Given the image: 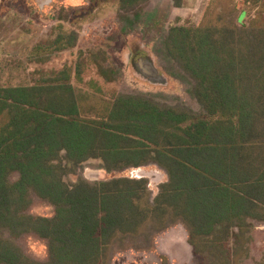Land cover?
<instances>
[{"label":"trees","instance_id":"trees-1","mask_svg":"<svg viewBox=\"0 0 264 264\" xmlns=\"http://www.w3.org/2000/svg\"><path fill=\"white\" fill-rule=\"evenodd\" d=\"M240 8L253 13L246 23ZM56 44L72 46L65 36ZM165 50L193 80L202 117L141 96L83 92L72 84L82 81L80 63L74 74L0 87V264H109L115 247L150 243L176 223L201 264H264L251 254L264 223V0L210 2L197 27L169 29ZM99 58L84 59L109 85ZM89 159L108 173L156 165L167 179L152 200L145 179L62 181ZM33 198L53 216L31 215ZM27 235L47 242V261L23 253L16 239Z\"/></svg>","mask_w":264,"mask_h":264},{"label":"rangeland","instance_id":"rangeland-1","mask_svg":"<svg viewBox=\"0 0 264 264\" xmlns=\"http://www.w3.org/2000/svg\"><path fill=\"white\" fill-rule=\"evenodd\" d=\"M40 1L0 0V87L33 86L54 78L65 69H72L74 74L80 63L82 81L73 77L72 84L83 92L94 93L100 88L106 93L109 91L110 97L117 93L141 96L159 106L189 110L199 117L205 114L193 96V80L168 55L165 40L171 27H197L207 5L218 0H148L127 11L120 9L118 0H52L42 11L38 6L46 2ZM218 9L221 8L218 6ZM239 10L246 23L253 13L243 8ZM59 36H65V44L72 42V46L58 49L63 45L56 44ZM88 55L100 57L102 67L113 73L112 83L107 85L97 78L96 61L84 59ZM147 61L153 62L166 79V85H153L139 77L138 67ZM90 81H94L96 87L91 86ZM138 170L148 181L152 200L158 186L167 178L165 171L156 165L108 173L101 160L89 159L80 165L75 177L65 176L62 181L71 186L77 179L90 184L135 179ZM100 172L103 175L98 178ZM16 178L13 176L12 181ZM29 212L34 216H53V209L36 198ZM252 236L251 254L258 261L264 256V223L255 225ZM151 238L150 243L127 241L124 249L115 247L109 264L156 261L157 255L153 253L156 239L168 250L176 251L179 248L175 245L180 244L184 249L179 255L183 264H201L186 246L187 231L182 224L176 223ZM16 243L29 258L47 261L46 241L27 235L16 239Z\"/></svg>","mask_w":264,"mask_h":264},{"label":"flooded vegetation","instance_id":"flooded-vegetation-1","mask_svg":"<svg viewBox=\"0 0 264 264\" xmlns=\"http://www.w3.org/2000/svg\"><path fill=\"white\" fill-rule=\"evenodd\" d=\"M40 2H46V4L45 5H42V6H38V8H39V10H43V9H46V8H48L51 4H52V0H41ZM103 175V172H100L99 173V178H100V176H102ZM131 179V178H130ZM144 179V178H143ZM167 179V178H166ZM145 180H147V179H145ZM148 182V181H147ZM162 184V183H161ZM159 187V186H158ZM160 234V233H159ZM158 237V236H157ZM162 242H161V240L160 241H158V239H156L155 240V250L153 251V253L155 254V255H157V259H158V261H157V259H156V261H154V262H148V261H146L145 259V264H166V263H168V264H183L184 262H183V259H181V257L179 256V255H181L182 253H181V251L182 250H184L183 249V247L180 245V244H176L175 246H177L179 249H176V251H175V249H173V250H168V249H165V248H163L160 244H161ZM186 246H187V248L188 249H191V253H192V255L194 256V254H193V249H192V247L189 245V243H188V235H187V240H186ZM178 255V256H177ZM178 260H180V261H182V262H180V263H178ZM186 261V260H185Z\"/></svg>","mask_w":264,"mask_h":264},{"label":"water","instance_id":"water-1","mask_svg":"<svg viewBox=\"0 0 264 264\" xmlns=\"http://www.w3.org/2000/svg\"><path fill=\"white\" fill-rule=\"evenodd\" d=\"M138 75L141 77V79L147 81L150 84L161 86L166 85V79L161 74H159L152 61L142 63L138 67ZM136 173L138 178L135 177V179H143V176L140 175V173H142L140 170H138Z\"/></svg>","mask_w":264,"mask_h":264},{"label":"crops","instance_id":"crops-1","mask_svg":"<svg viewBox=\"0 0 264 264\" xmlns=\"http://www.w3.org/2000/svg\"><path fill=\"white\" fill-rule=\"evenodd\" d=\"M71 1L75 2V1H77V0H71Z\"/></svg>","mask_w":264,"mask_h":264},{"label":"bare ground","instance_id":"bare-ground-1","mask_svg":"<svg viewBox=\"0 0 264 264\" xmlns=\"http://www.w3.org/2000/svg\"><path fill=\"white\" fill-rule=\"evenodd\" d=\"M98 178H99V174H97Z\"/></svg>","mask_w":264,"mask_h":264}]
</instances>
